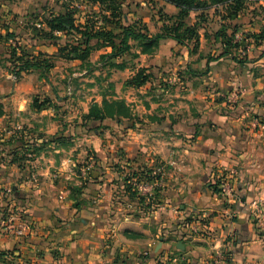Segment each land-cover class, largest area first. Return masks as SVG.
<instances>
[{
  "label": "crops",
  "instance_id": "1",
  "mask_svg": "<svg viewBox=\"0 0 264 264\" xmlns=\"http://www.w3.org/2000/svg\"><path fill=\"white\" fill-rule=\"evenodd\" d=\"M152 1L158 3L157 5L161 3L167 6V13L164 12L167 14V24L173 23L178 9L161 0ZM122 3L124 10L127 7L132 9L131 3L124 1ZM46 4L45 1L41 2L44 7ZM96 6L104 14L99 5ZM2 7L8 6L2 5ZM34 8H32L33 12ZM208 11L214 15L219 13L221 16L218 22L213 24L215 33L208 31V34H203L201 30L204 27L200 28L199 47L196 53L189 54L187 48L172 39H162L158 44L159 47L162 42L167 41L170 51L186 54L183 58H168L167 64L177 66L176 69L181 66L179 71H176L177 77L190 81L188 93L198 106L205 109L212 104L217 105L218 109L222 107L219 110H210L208 116L196 121L204 123L203 129L191 135L194 142L183 150L187 157L189 156V160L193 159L197 163L208 161L205 172L198 164L193 170L174 162L177 165L175 170L178 172L173 181L167 182V204L165 203L153 214L143 215L144 217L140 218L125 214L124 207L121 206L124 198L119 204L113 202L116 196L113 191L116 188L120 193H124L121 185L114 182L116 173L111 167V160L105 164L99 163V167L94 168L88 178H84L82 182H75L74 186H82V199L88 202L86 207L73 208V203L78 199L68 197V190L61 180L57 186L58 195L61 197L58 204L50 207L30 205L32 208L25 210L28 215L13 216V226L22 220L27 222L31 220L29 224H32L33 228L28 239H15L9 235L6 232L8 219L1 220L0 213V264H264V232L255 227L254 215L251 213L253 203L258 200L262 202L264 211V46H255L253 40L249 39L245 53L248 62L239 64L230 57L219 58L222 47L219 39L215 37L219 26H227V34L230 33L231 28L237 29L244 35H255L263 31L264 1L248 0L245 9L235 18L228 20H222L224 13L222 7H211L205 12ZM37 13L40 14L41 21L38 23L20 15L17 19H22L20 24L26 26L32 24L34 28H37L36 24H40L39 29L46 31L47 27L41 18L44 11ZM60 13H63L62 9L58 14ZM199 15L200 12H190L185 19L186 25L192 26L198 23ZM134 17L146 25L151 36L160 33V26L157 33H151L148 21L139 15ZM125 19L128 22L132 21L127 16ZM3 20L5 17L0 19V35L4 39L11 29L2 26ZM149 21L153 22V17ZM106 28L114 33L120 32L112 24H107ZM14 32L17 37L14 40L3 41L8 42L5 44L10 46L13 45L12 41L28 38V31L17 29ZM57 34L62 33L54 32V35ZM207 39L212 40L210 44L215 45L217 55L200 57ZM129 44L130 51L136 49L138 61L140 58L151 57L154 54L143 55L134 42ZM34 48L36 47L32 49ZM110 51V48H105L92 52H99L101 56ZM32 54L37 55L33 52ZM56 58L65 60L57 55ZM149 67L145 64L132 69L128 67L123 70L111 69V72L131 71L122 85L125 89L137 91L150 83L152 77L140 88L127 87L124 85L125 81L132 78L140 68L146 69V73L151 76ZM33 71L35 70L21 74L18 79L22 76L23 78L19 88L24 89L26 78ZM232 92L239 96V102L233 108L224 107V103L218 102L214 97L225 96ZM17 95L11 91L8 83L4 82L0 85V103H8L14 98L17 100ZM27 98L23 96V102H19V105L27 104ZM115 122L121 124L116 120ZM207 125H211L212 128ZM180 126L189 128L187 124ZM168 127L172 128L171 125ZM172 146H177V143ZM95 152L96 155L100 153L101 159L107 158L105 151L98 152L95 149ZM132 157L131 152L127 154V158ZM43 158L44 156L41 155L35 162ZM59 159L62 165L68 163V168L76 164L67 155ZM42 171L40 175L44 176L47 171L44 169ZM205 173L208 180L203 178ZM223 174L230 176L232 189L239 198L238 203L230 204L235 202L232 197L236 198V196L225 197L211 188L215 183V176L221 177ZM61 176L65 181L73 180L70 175ZM39 179L43 180L40 177ZM1 204L3 207V203ZM57 218L62 219L63 222L57 221ZM166 218L167 225L172 227L170 232L167 231V237H159L162 227L155 233L150 223L153 222L152 220ZM187 218H189L188 223L182 224ZM180 232L184 235L182 238L178 236ZM180 242L183 249L177 248Z\"/></svg>",
  "mask_w": 264,
  "mask_h": 264
},
{
  "label": "rangeland",
  "instance_id": "2",
  "mask_svg": "<svg viewBox=\"0 0 264 264\" xmlns=\"http://www.w3.org/2000/svg\"><path fill=\"white\" fill-rule=\"evenodd\" d=\"M42 1L47 3L45 7L41 5ZM119 1L131 3L132 9L127 7L128 9L124 10L125 16L133 20L137 19L134 16L139 15L148 21L151 33L159 31L158 27L162 25L160 18L163 17L160 15H164L167 19V14H165L167 6L161 3L157 5L158 3L152 0ZM2 5L8 7L5 8ZM32 8L35 9L34 12ZM60 8L73 11L76 25H82L87 20L94 21L95 18L104 15L98 6L91 4L88 0H0V19L5 17L2 26L8 27L11 31L17 29L28 31L29 39L35 36L34 29L36 28L32 24L28 26L20 24L22 19L18 20L17 17L24 16L38 23L41 21L37 11L56 15L61 11ZM210 14H212L210 11L200 14L202 17L198 20V24L201 28L204 27L201 30L203 34H208V31L215 33L213 24L217 23L221 16L216 13L211 17ZM152 17L153 22L149 21ZM223 27L226 26H219L218 31H226ZM54 36L60 37V40L49 42L44 39V35L39 34L35 37L38 44L32 49L33 47L27 44L29 40H15L12 41L13 45L9 46L5 44L8 42H3L0 35V85L6 82L10 85L11 91L18 94L17 100L14 98L8 103H0L1 220L8 219L9 216L28 215L25 210L36 204L45 207L58 204L61 197L58 195L57 186L61 180L68 190V197L78 199L73 203V207L75 205L77 209L86 207L88 202L82 199V193L78 190L80 187L74 186L75 182H82L84 178L90 176L89 173L94 168L99 167V163L105 164L110 160L123 177L127 175L131 180L129 194H122L116 188L113 191L116 195L113 202L119 204L124 198L121 206L124 207L125 214L135 218L153 214L165 203L167 204V182L173 181L177 176L176 164H182L193 170L198 164L205 172L208 161L197 163L193 159L189 160V156L187 157L183 150L194 142L191 135L203 129L204 123L196 121L201 120L203 116H208L210 110H219L222 107L218 109L217 105L212 104L205 109L197 105L188 93L190 81L177 77L178 72L176 71H179L181 66L176 69L177 66L167 64L168 58H183L186 54L181 55L180 51H170L167 41L162 42L151 57L140 58V61L133 58L136 50L134 48L129 55L114 60L115 62L122 61L129 69L145 64L150 66L148 71L151 73V82L136 91L125 89L122 85L124 79L130 76L131 71L111 72L107 64L105 66L102 64L99 52H92L86 61L57 59L56 55L60 54L59 47L75 42V39L63 33ZM211 41L207 39V42L203 44L200 57L206 55L205 58H208L217 55L215 45L212 46ZM77 43L81 45V42ZM17 47H19L17 50L19 54L21 49H27L30 54L40 53L42 59L54 65L49 71L30 73L31 75L26 78L23 85L24 89L18 87L23 76L20 79L7 78L11 74L9 73L10 53ZM68 53H70L69 48L64 50L63 55H69ZM4 68L8 70V73ZM23 96L28 97L27 104L19 105V102H23ZM226 96L215 95L214 97L218 99V102H223ZM103 98L124 100L132 111L133 119L122 120L120 125L115 120L84 123L82 117L88 112L89 107L95 102L100 104ZM34 99L40 102L41 106L38 109L32 107ZM224 107L228 105L224 103ZM152 119L156 120L152 121ZM182 124H187L189 128H183L180 126ZM169 125L172 126L171 129ZM207 127L212 128L211 125ZM63 135L66 136V142L41 145L45 139L47 142L55 141V136ZM174 143H177V146H172ZM95 149L98 152L105 151L107 158L101 159L100 153L96 155ZM58 151L60 152L57 153ZM130 152L133 157L127 158ZM7 153H14L15 157H8ZM41 155L44 158L35 162L36 158ZM65 155L76 163L75 166L68 168V163L61 164L59 158ZM42 169L47 171L44 176L40 175L43 173ZM133 173L136 176H132ZM61 175H70L73 180L65 181ZM223 176H215V183L211 188L214 192L228 197L229 195L221 192L220 185ZM39 177L43 180H38ZM203 178L208 180L206 173ZM232 187L230 196H236V198L232 197L235 202H230V204H235L238 203L239 198ZM148 203H150L149 206ZM258 209L260 210L254 206L252 208L253 224L258 230L264 232V223L259 222L261 220L255 217L260 211L264 219L262 205ZM158 219L152 220L151 228L156 233L162 227L159 237H167V231L170 232L172 225H167V218ZM58 220L63 222L60 218H57ZM181 235V232L178 233L179 237ZM28 238L29 235L23 239Z\"/></svg>",
  "mask_w": 264,
  "mask_h": 264
},
{
  "label": "trees",
  "instance_id": "3",
  "mask_svg": "<svg viewBox=\"0 0 264 264\" xmlns=\"http://www.w3.org/2000/svg\"><path fill=\"white\" fill-rule=\"evenodd\" d=\"M91 4H98L104 12V15H100V18L95 20H87L82 25H76L74 20L73 11L66 8L63 9V13L57 15L42 14V22L47 27V30L36 28L34 29L36 34L31 38H26L28 45L31 47L37 46V37L39 34L44 35V39L49 42L58 41L60 37L54 36V32H60L75 39V42L67 43L64 46L59 47L60 54L57 55L62 59H74L78 61H86L93 50H100L110 48V53L100 56L102 64L110 69L123 70L127 66L122 62L117 63L114 60L121 59L125 55L130 54L131 45L129 42H134L141 50L143 55H151L158 47L159 41L162 39H172L182 47L188 49L189 54L197 52L199 47V30L198 23L188 26L185 23V19L190 12H200V14L209 10L211 7H222L223 15L222 20H228L235 18L238 13L245 9V3L248 0H161L165 3L173 5L178 9L177 15L174 17V22L167 24L168 19L164 15L160 18L161 27L160 33L155 36H151L146 25L139 19L132 20L131 22L125 19L124 7L122 1L119 0H88ZM260 1V0H255ZM264 1V0H262ZM107 13V14H106ZM202 15H199L200 18ZM101 23L98 25V23ZM112 24L117 27L120 32L114 33L112 30L107 29L106 25ZM8 28V27H6ZM227 26L223 27L226 31H217L215 34L216 39L222 47L221 57H230L239 64H245L248 60L245 58L247 51V41L253 40L255 46H264V30L255 35H244L239 42H234V35L238 32L237 29L231 28L230 33L227 34ZM17 37L16 32H7L3 41L14 40ZM81 42V45L77 42ZM19 47L12 49L9 57L10 75H14L18 79L22 73L31 70L35 71H49L54 67L52 63H49L46 59H42V54L37 55L30 54L26 49H21L20 54L17 53ZM70 50L69 55L64 56V50ZM134 59L138 58L137 54L133 55ZM14 64V65H13ZM151 76L146 73V69L140 68L136 74L125 81V86L140 88L144 86ZM40 102L37 99L33 100L32 107L38 109ZM129 106L125 101L121 100H108L103 98L100 102L94 103L89 107L87 114L82 117L84 123H97L105 120H116L122 123V120L130 121L133 119ZM156 119H152L155 121ZM62 137V138H60ZM55 141L47 142V139L43 140L41 145L45 143H59L61 141L66 142V136H55ZM37 146V144H35ZM1 150V149H0ZM2 151L6 152L5 149ZM0 153H2L0 151ZM8 157H15L14 153H7ZM10 162V160H9ZM116 173L115 184L121 185V190L124 194L128 195L130 191L129 176H122L116 170L115 166H111ZM132 176H136L134 173ZM82 187L78 190L81 192ZM150 203H148L149 206ZM73 208L77 209V205ZM5 219V218H4ZM189 218L185 219L182 224L188 223ZM180 225V224H179ZM183 233L181 238L183 237Z\"/></svg>",
  "mask_w": 264,
  "mask_h": 264
},
{
  "label": "built area",
  "instance_id": "4",
  "mask_svg": "<svg viewBox=\"0 0 264 264\" xmlns=\"http://www.w3.org/2000/svg\"><path fill=\"white\" fill-rule=\"evenodd\" d=\"M101 23L99 22L98 25H100ZM36 27L37 28H40L41 25L40 24H36ZM243 38V33H240V32H237L235 35H234V42H239L241 39ZM10 78H14L16 79V77L14 75H10ZM226 105H228V107L230 108H233L235 107L238 102H239V96L238 94L236 93H231V94H228L224 101H223ZM223 176V175H222ZM221 176V177H222ZM232 186V183H231V178L229 175H224L223 178H222V184L220 185V187L222 188L221 189V192L223 191L224 194H227L229 195L228 197H231L230 196V188ZM9 192V190H8ZM262 202L260 200L258 201H255L253 203V206L255 208H257V210H260L258 209L260 206H261ZM255 217H258V220H261L259 222H263L264 223V219L261 217V212L259 211ZM13 217H9L8 218V230L6 231L9 235H11L12 237L14 238H19V239H23L25 238L27 235H30L31 231H32V224H29V222L25 221V220H22L20 221L17 225H14L13 226ZM12 225V226H11Z\"/></svg>",
  "mask_w": 264,
  "mask_h": 264
},
{
  "label": "water",
  "instance_id": "5",
  "mask_svg": "<svg viewBox=\"0 0 264 264\" xmlns=\"http://www.w3.org/2000/svg\"><path fill=\"white\" fill-rule=\"evenodd\" d=\"M219 113L221 114V112L219 111ZM182 245H181V242L177 245V248H179V249H183V247H181Z\"/></svg>",
  "mask_w": 264,
  "mask_h": 264
}]
</instances>
